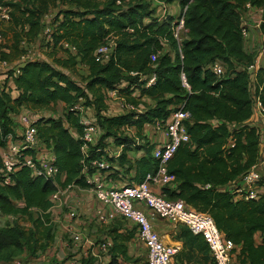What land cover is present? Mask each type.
<instances>
[{
	"label": "trees",
	"instance_id": "1",
	"mask_svg": "<svg viewBox=\"0 0 264 264\" xmlns=\"http://www.w3.org/2000/svg\"><path fill=\"white\" fill-rule=\"evenodd\" d=\"M165 1L181 9L187 6V31L181 43L173 35L176 17L156 19L154 0L155 7L143 0H0L9 8L8 19L0 11V62L16 63L9 71L15 86L0 87V149L15 126L12 115L21 108L39 113L63 106L60 117L42 114L36 121L41 140L53 144L59 169L55 182L33 175L24 166L13 174L11 184L0 183L4 214L39 212L30 229L19 224L0 226V260L9 263L24 251L36 254L52 246L56 233L50 197L57 184L91 187L84 170L87 167L88 175L96 171L92 160L105 155L109 166L101 170L109 180L144 181L158 166L152 153L155 144L147 139L145 126L165 122L183 106L190 112L185 121L190 140L180 145L169 161L177 188H165L167 196L212 216L239 248L235 249L234 264H264V192L245 199L222 189L260 159V129L248 120L254 114V95L264 108V66L258 68L253 80L247 67L254 63L256 54L245 46L243 13L250 6L260 8L264 34V0ZM48 14L53 15L50 61H22L27 46L39 38ZM112 37L116 45L109 60L97 61V49ZM261 50L264 53V43ZM216 61L225 67L221 76L210 68ZM80 66L88 70L86 76H80L83 82L68 73L79 74ZM182 72L189 88L183 85ZM153 74L155 81L147 85ZM109 89H117L130 104L144 105V110L106 115L105 91ZM77 105L94 108L102 131L88 155L83 152V114ZM128 126L135 127L137 137L144 135L146 142L141 144L134 136L124 135L122 128ZM109 139L112 143H107ZM108 145L122 146V153L118 157L105 154ZM134 149L143 154L129 156L128 151ZM136 232L135 227L111 231L112 260L107 264H120L118 258L123 256L129 258L128 243ZM257 233L262 234L260 243L255 239ZM178 238L183 247L173 255L175 264L184 258L214 264L203 234L179 224Z\"/></svg>",
	"mask_w": 264,
	"mask_h": 264
},
{
	"label": "built area",
	"instance_id": "2",
	"mask_svg": "<svg viewBox=\"0 0 264 264\" xmlns=\"http://www.w3.org/2000/svg\"><path fill=\"white\" fill-rule=\"evenodd\" d=\"M154 1L157 4L156 19L163 21L169 15L176 17L174 20L173 35L181 43L187 31L185 29L187 6L183 9L178 6V9H176L173 6L174 3H169L165 0ZM0 11L2 17L9 18L8 7L0 4ZM48 30L51 33V27ZM243 33L246 39L248 29L245 28ZM115 45L114 37L110 38L107 43L102 44L95 53L96 60L100 62L109 60ZM65 46L69 45L65 44ZM26 59H28L27 56L23 57L22 61ZM152 60H156V55L152 56ZM14 65L16 63L0 62V66L8 69H11ZM260 66L263 65L261 64V59L258 58L247 67L253 80ZM210 68L218 76L225 73V67L220 61L214 62L210 65ZM181 77L183 85L189 88L190 86L184 72H182ZM155 78L156 76L153 74L147 85L153 83ZM105 94L106 100H123L130 111L141 112L145 108L142 104L135 106L126 102L119 95L117 89L106 90ZM254 101L257 104L259 112L264 115V108L255 95ZM76 108L82 110L80 105H77ZM12 116L15 126L13 127V131L4 137L6 144L0 149V183L11 184L13 182V174L24 166L31 169L33 175L43 177L47 180L52 179L55 182L56 177L59 175V169L54 162L55 154L53 144L48 145L41 140L36 126V121L42 114L32 112L23 107L18 113H14ZM189 118L190 112L185 110L183 106H179L165 122L159 121L145 126V130L146 128H150L155 131H161L164 139L161 142H157L152 151L153 156L158 159L156 170L149 173L142 182L107 184L106 177L101 170L109 166L105 155L101 159L91 161V164L96 167V171L88 175L86 167L84 172L87 175V182L91 187L96 189L97 199L99 201V207L95 210V219L97 218V221L101 224H108L118 217H121L132 227H135L139 235V240L147 251L148 264H175L173 255L177 251L176 248H171L164 242L162 236L153 225V217L165 219L175 225H187L193 233L203 234L210 245V254L214 264H234L237 245L218 228L212 216L208 213L198 211L181 199L169 198L165 190L167 187L177 188L176 176L169 170V161L177 152L180 145L190 140V134L185 123ZM82 123L84 125V132L81 135V138L84 140L83 152L85 155H88L90 146L97 143L102 131L94 114L91 116L83 114ZM258 127L260 129V147L264 148V126L261 127L259 125ZM122 131L124 135L134 136L139 142L135 127H124ZM145 134L147 135L146 132ZM106 141L107 143H112L111 139ZM122 150V146L113 147L112 145H108L104 148L105 154L116 157L122 153ZM263 180L264 158L259 159L258 163L252 166L241 178L222 187V189L236 193L237 197H243L245 199L257 198L263 193V186H261V181ZM77 187L75 184H69L66 187L57 184V188L50 198L52 206L49 210L51 211L52 208L58 206L62 201V197L72 193L73 189ZM70 212L67 216L69 220L74 219L76 215L74 210ZM8 216L9 214L2 212L0 205L1 225H3L2 220L7 219ZM77 237L78 235H74V238ZM98 246L99 250L104 252L106 258V261L102 264H107L112 260V238L104 237L102 243L99 242ZM121 260V258H118L119 263H121ZM2 264L26 263L21 260H14L10 263L4 262Z\"/></svg>",
	"mask_w": 264,
	"mask_h": 264
},
{
	"label": "rangeland",
	"instance_id": "3",
	"mask_svg": "<svg viewBox=\"0 0 264 264\" xmlns=\"http://www.w3.org/2000/svg\"><path fill=\"white\" fill-rule=\"evenodd\" d=\"M129 1V0H128ZM131 1V0H130ZM145 3H149L153 7H155L154 4H152V0H143ZM247 18H244V22L246 21L247 23L249 22V16H246ZM53 19V15L48 14L45 17V24L43 26V29L40 33L39 38L32 44L28 45V54L27 58H37V59H43V60H48L50 61V58L48 56V53L51 51L50 47V30H48L49 27H51V21ZM263 34V33H262ZM260 39L256 40L255 42H252L250 39L251 36L246 37L245 41V46L246 49L248 46L252 45L255 47V49H250L256 54V59L261 57V64H264V55L261 53V49L259 46H257L260 43V40L263 39V35H259ZM11 69H8L6 67L0 66V87L7 86L8 85V80H9V71ZM69 75L76 79L77 81L83 82L80 78L81 75L86 76L88 74V70L85 66H80L79 67V74H74L70 71H68ZM252 90H253V85H252ZM117 101V105L119 108V111L113 110L111 105H113V102L110 105V111L107 109V112L109 113H125L130 111L127 106L125 105V102L120 99H115ZM82 107V114L91 116L94 114V108L93 107ZM254 107L255 110L259 112V109L257 107V104L254 101ZM63 106L60 104L57 106L55 109H48V110H43L39 112V114H45V115H53L55 117H60V115L63 114ZM257 113V112H256ZM256 125H260L261 127L264 126V118L260 114V112L257 114V120L255 121ZM146 138L143 135V138H139V142L141 144L145 143ZM107 184H116L118 181L117 180H109L106 178ZM87 196L90 198L88 199ZM51 198V197H50ZM51 200V199H50ZM80 201L81 204L84 205V203H87L89 200L90 201H95L96 203L98 202L97 199V193L96 189L94 187H89L85 188V190H82L81 188H74L72 193L66 194L62 197V201L58 206H55L54 208L51 209V220L52 224L54 225L53 227L55 228V241L52 244L51 247H48L45 251H38L36 254H30L28 251H24L21 254L13 257V259L10 262L14 260H21L22 262H25L26 264H102L105 259H99L98 257L92 256L91 250H88L89 254H83L81 251V248L83 247L82 244L85 242V238L82 236L81 232L79 231L78 237L74 238L72 236V227L75 225V220L77 218H82L83 215L80 213H77L79 211L80 207L78 209H74V207H70L72 204V201ZM16 206L19 207L20 205L16 203ZM75 211L76 215L73 220H69L70 224H66L65 221L66 216L70 214V211ZM39 212L37 210H31L29 214H23V213H18V214H9L7 219L2 220V224L6 223L9 225H16L19 224L20 226H23L27 229H30L33 227V222L32 218L37 216ZM97 221V218H96ZM124 223L126 224L127 221L124 220ZM1 225V223H0ZM92 227V226H91ZM132 229V227H131ZM58 240V241H56ZM102 239L98 241V243H102ZM60 242L66 243L70 245L71 250L64 249V252L60 251L59 246L57 245ZM128 257L125 258L124 256L121 258V263L120 264H148L147 260V254H146V249L142 246L143 244L141 241L136 238L135 240L131 242V244H128ZM81 247L80 251L77 250V247ZM135 250H132V249ZM105 256V254L103 255ZM5 261L0 260V264L4 263Z\"/></svg>",
	"mask_w": 264,
	"mask_h": 264
},
{
	"label": "crops",
	"instance_id": "4",
	"mask_svg": "<svg viewBox=\"0 0 264 264\" xmlns=\"http://www.w3.org/2000/svg\"><path fill=\"white\" fill-rule=\"evenodd\" d=\"M176 9H178V4H174L173 5ZM246 16H249V22L247 23L245 21V25L246 28L248 29V35L251 36V40L252 42H255L256 40L260 39V34L263 35V39L260 40V43L257 45L260 47H262V44L264 43V34H262V31L260 30V21L262 19V10L260 8L257 7H249L246 11H244L243 13V17L247 18ZM249 50L250 49H255V47L252 45L248 46ZM262 55H264L263 51L261 50ZM37 59V58H36ZM259 59H261V57L259 56ZM264 66V64H262ZM87 68V67H86ZM8 85L10 87H14V81L12 78H10L8 80ZM14 95L16 94L15 91L12 92ZM115 102V103H113ZM150 102V101H149ZM113 103V105H111ZM107 104H108V109L110 111V105L113 108V110H117L119 111V108L117 105V101L115 99L113 100H107ZM257 112V113H256ZM122 113V112H121ZM118 113V114H121ZM259 112L257 110H255L254 107V114L252 116V118L250 120H248V123L251 125H256L255 121L257 120V114ZM106 115L111 116V115H117L115 113H109V112H105ZM261 114V113H260ZM262 117H264L263 114H261ZM257 126H259L257 124ZM145 132L148 135V140L151 143H154L155 145L157 144V142H161L164 139V135L161 131H155L153 129L150 128H146ZM143 154L142 150H130L128 151V155L131 157H139ZM264 158V148L260 147V160ZM134 171H132L133 174ZM129 179V178H128ZM118 181V180H117ZM135 182V181H134ZM116 184H123L122 180H119ZM82 189V188H81ZM85 190V189H82ZM262 190L264 192V187H262ZM87 198L89 199L90 197L87 196ZM71 208L74 207V209H79V211H77V213H80L83 215L82 218H77L75 220V226L72 227V236L74 237V235H78L79 231H82L81 234L82 236L85 238V242L84 244H82V248L81 247H77V250L81 251L84 254L88 253V250H91L92 256L98 257L99 259L104 258L106 261V258L104 255V252L99 250V246H98V241L99 240H103L104 237H110L111 236V231L115 230V231H119V232H125L127 229L131 230V225L128 223H124V220L121 217H118L117 219H115L114 221H111L108 224H101L100 222L96 221L95 219V210L99 207V201L96 203L95 201H88L87 203L81 204L80 201H72V204L70 206ZM73 209V208H72ZM66 224H70V221L68 219V217L66 216ZM73 220V219H71ZM152 222L153 225L155 227V229L160 233V235L162 236L164 242L170 246L171 248H176L177 251L181 250L183 247V241L180 240L178 238L179 235V225H175L172 222H168L165 219H161L159 217H153L152 218ZM92 226V227H91ZM133 228V227H132ZM111 238V237H110ZM136 238L139 239V235L136 232ZM256 242L260 243L261 239H262V234L261 233H257L255 236ZM134 239H132L128 244H131L132 241H134ZM58 241V240H56ZM59 249L60 251L64 252V249L67 250H71V247L69 244L66 245V243H62L60 242L59 244ZM129 246V245H128ZM143 246V245H142ZM144 247V246H143ZM145 248V247H144ZM132 250H135L134 248ZM239 250V248L237 247V251ZM176 251V252H177ZM237 253V252H236ZM89 254V253H88ZM147 254V251H146ZM234 258L236 259V254L234 255ZM196 258L193 259H187L184 258L182 262H179V264H200L197 260H195ZM147 260H148V256H147Z\"/></svg>",
	"mask_w": 264,
	"mask_h": 264
}]
</instances>
